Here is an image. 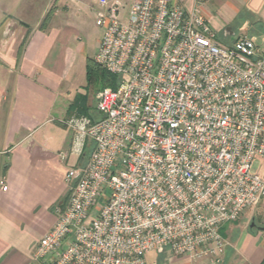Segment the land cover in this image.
Instances as JSON below:
<instances>
[{
	"label": "built area",
	"instance_id": "obj_1",
	"mask_svg": "<svg viewBox=\"0 0 264 264\" xmlns=\"http://www.w3.org/2000/svg\"><path fill=\"white\" fill-rule=\"evenodd\" d=\"M95 56L119 77L73 131L68 197L37 264H223L221 228L264 201V44H231L178 0H98ZM259 166L254 170L255 162ZM4 190L7 186L1 180Z\"/></svg>",
	"mask_w": 264,
	"mask_h": 264
},
{
	"label": "crops",
	"instance_id": "obj_2",
	"mask_svg": "<svg viewBox=\"0 0 264 264\" xmlns=\"http://www.w3.org/2000/svg\"><path fill=\"white\" fill-rule=\"evenodd\" d=\"M178 1L198 8L216 33L224 30L227 43L247 36L263 46L264 0ZM97 3L0 0V181L7 186L0 184V264H37L32 249L67 200L66 175L80 159L70 153L73 131L62 120L88 115L64 103L71 38L79 33L73 24ZM221 234L223 264H264V201L225 224ZM205 262L169 249L146 257V264Z\"/></svg>",
	"mask_w": 264,
	"mask_h": 264
},
{
	"label": "rangeland",
	"instance_id": "obj_3",
	"mask_svg": "<svg viewBox=\"0 0 264 264\" xmlns=\"http://www.w3.org/2000/svg\"><path fill=\"white\" fill-rule=\"evenodd\" d=\"M122 1L124 8L121 17L125 19L130 2L129 0ZM93 7L95 6L93 5ZM96 14L95 10L83 12L79 23L75 22L73 24L78 25L79 33L71 38L70 47L74 52L71 56L70 68L65 80L64 94V103L71 108L72 112H86L93 118L99 116L96 109L99 93L104 89L114 88L112 76L95 60L100 40L105 31L103 27L96 24ZM210 26L212 27L211 24ZM236 35H238V31H236ZM217 36L220 42L229 44L224 38V30H217ZM258 163V161L255 162L254 170H257ZM263 170L264 162L258 171L263 172ZM255 208L250 210L255 212Z\"/></svg>",
	"mask_w": 264,
	"mask_h": 264
},
{
	"label": "trees",
	"instance_id": "obj_4",
	"mask_svg": "<svg viewBox=\"0 0 264 264\" xmlns=\"http://www.w3.org/2000/svg\"><path fill=\"white\" fill-rule=\"evenodd\" d=\"M105 71H107V70H105ZM111 76H112V85L114 86V88L113 89H116L117 88V86H118V84H119V77L117 76V75H114V74H112V73H110V72H108ZM89 115V114H88ZM90 116V115H89ZM66 202V201H65ZM65 204V203H64ZM64 204H62V205H64Z\"/></svg>",
	"mask_w": 264,
	"mask_h": 264
},
{
	"label": "water",
	"instance_id": "obj_5",
	"mask_svg": "<svg viewBox=\"0 0 264 264\" xmlns=\"http://www.w3.org/2000/svg\"><path fill=\"white\" fill-rule=\"evenodd\" d=\"M251 226H252V227L256 226L255 222H252Z\"/></svg>",
	"mask_w": 264,
	"mask_h": 264
}]
</instances>
